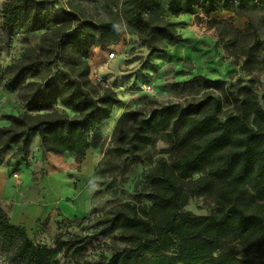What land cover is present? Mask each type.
<instances>
[{
    "label": "trees",
    "instance_id": "obj_1",
    "mask_svg": "<svg viewBox=\"0 0 264 264\" xmlns=\"http://www.w3.org/2000/svg\"><path fill=\"white\" fill-rule=\"evenodd\" d=\"M224 11L248 18L250 26L251 14L258 11L264 25V0H122L121 23L79 18L66 8L54 11L43 0H5L0 9V54L7 31L10 41L18 34L43 32L1 75L5 87L25 102V110L9 115L10 122L0 126V151L15 145V156H26L31 143L27 134L37 132L42 160L47 153L69 151L81 161L97 142L100 124L121 101L111 87L90 79L91 49L110 46L127 33L137 36L152 56L163 52L168 43L182 42L169 15L191 14L197 19L203 15L212 27L220 21L211 15ZM244 53L248 70H264V57L259 58L251 48ZM42 63L48 64L47 69L39 72L36 65ZM54 67L57 74L51 78ZM262 87L261 97L247 89L232 111L212 92L185 104L167 102L146 111H128L118 128L119 155L139 157L162 136L173 151L144 172L147 192L135 201L109 208L89 233L65 237L59 232L52 246L35 242L0 205V242L15 244L8 253L9 261L62 264L59 256H63L69 258V264H252L241 260L237 249L218 250L231 235L245 248L264 252V84ZM57 103L70 107L73 116L54 108ZM218 183L219 213H183L191 197L209 193ZM143 198L149 202L143 203ZM114 232L119 233L124 248L109 257L100 253L95 260L84 259L93 239H106Z\"/></svg>",
    "mask_w": 264,
    "mask_h": 264
},
{
    "label": "rangeland",
    "instance_id": "obj_2",
    "mask_svg": "<svg viewBox=\"0 0 264 264\" xmlns=\"http://www.w3.org/2000/svg\"><path fill=\"white\" fill-rule=\"evenodd\" d=\"M43 1L51 10L71 9L79 18L122 22V0ZM4 2L0 0V9ZM169 18L182 36V41L184 31H189L185 47L174 56H171L174 49L171 43L163 52L150 56L145 45L137 37H128L127 33L118 42L102 47L99 59L94 60L89 53L90 79L94 83L111 87L121 101L114 106L110 117L100 124L97 142L86 151L81 161L77 162L75 155L69 151L61 154L47 153L46 159L42 160L37 132L27 134L31 143L26 156H15V145L0 151L1 166L8 170L9 175L20 179L24 172H28L36 177H33L30 185L19 183L15 187L21 200L32 199L35 203L44 197H54L58 201L45 227L44 217L30 229L29 236L35 242L52 246L59 232L65 237L89 233L90 227L109 208L135 201L139 194L147 192L144 172L151 171L158 158H168L173 151L170 143L162 136L139 157L119 155L116 151L119 145L118 128L128 111H146L167 102L185 104L198 99L205 92L221 96L224 108L232 111L236 99H240L247 89L255 90L259 97L262 96L264 70L251 71L243 64L247 48H251L259 58L264 57V25L261 23L260 12L251 14L252 26L248 25V18L237 17L227 11L211 15V18L220 21L212 27H208L207 17L203 15L201 19L194 15L178 18L169 15ZM234 28H239L240 32ZM42 32L36 35L18 34L12 41L9 39V31L4 34L0 54V126L10 122L9 115L25 110V102L15 91L5 87L6 82L1 75L7 65L20 57L24 47L35 44L30 42ZM112 51L115 56L110 58ZM47 65L37 64L36 69L44 72ZM56 74L54 67L51 78ZM54 108L70 117L74 114L70 107L59 103ZM41 170H45L46 174L42 176ZM197 176L199 173L194 175ZM220 185L218 183L209 193L191 197L183 213L195 216L219 213L217 191ZM80 195L83 196L81 201L78 200ZM62 198L70 208L80 207L81 213L72 215L65 212ZM142 202L149 201L143 198ZM3 206L11 219L12 202ZM14 247L15 244L0 242V264H12L7 256ZM124 247L119 233L114 232L106 239H93L84 259L95 260L100 253L109 257ZM229 247L240 251L238 257L241 260L252 264L264 263L263 251L257 247L245 248L240 239L231 235L223 239L218 252H224ZM59 260L62 264H69V258L59 256Z\"/></svg>",
    "mask_w": 264,
    "mask_h": 264
},
{
    "label": "crops",
    "instance_id": "obj_3",
    "mask_svg": "<svg viewBox=\"0 0 264 264\" xmlns=\"http://www.w3.org/2000/svg\"><path fill=\"white\" fill-rule=\"evenodd\" d=\"M186 15L191 14H181L179 16H173L175 18L178 17H184ZM37 32L29 33L30 35H36ZM40 35L36 39H34L30 43H36L38 41ZM128 37H132L135 39L137 36L127 34ZM138 38V37H137ZM102 47H94L92 48V51L90 52V55L94 57V60H97L101 57ZM107 120V119H106ZM38 143V139H37ZM39 145V143H38ZM54 154V153H53ZM23 179V180H22ZM19 183H23L24 185H30L33 183V175L24 172L22 174V178L18 179L13 177L12 175L8 174V170L0 165V205L4 207L6 203L12 202V209H11V221L15 224L21 225L26 228L28 234L30 232V229L38 224V221L40 219L46 218L47 216L51 215V210L54 206L58 205V201L54 200V197H44L39 202L32 201V199L27 200L20 199L19 194L15 191V187L19 185ZM43 186V184H42ZM83 199V196H78V200L81 201ZM63 202L65 208L64 211L71 213L72 215H77L78 213H81V208L73 209L70 208V206H67L64 199L61 200ZM80 203V202H79ZM60 205V204H59ZM68 207V208H67Z\"/></svg>",
    "mask_w": 264,
    "mask_h": 264
},
{
    "label": "bare ground",
    "instance_id": "obj_4",
    "mask_svg": "<svg viewBox=\"0 0 264 264\" xmlns=\"http://www.w3.org/2000/svg\"><path fill=\"white\" fill-rule=\"evenodd\" d=\"M188 40H189V31L188 30H185L184 31V41H182V42L174 45V49H173V51L171 53V56H174L176 53L179 52V50H181L183 47H185L186 42Z\"/></svg>",
    "mask_w": 264,
    "mask_h": 264
},
{
    "label": "built area",
    "instance_id": "obj_5",
    "mask_svg": "<svg viewBox=\"0 0 264 264\" xmlns=\"http://www.w3.org/2000/svg\"><path fill=\"white\" fill-rule=\"evenodd\" d=\"M114 56H115V52L114 51L110 52L109 57L111 58V57H114Z\"/></svg>",
    "mask_w": 264,
    "mask_h": 264
}]
</instances>
